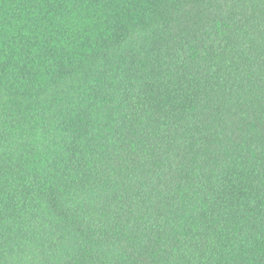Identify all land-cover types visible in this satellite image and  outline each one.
Returning <instances> with one entry per match:
<instances>
[{
  "label": "clouds",
  "instance_id": "clouds-1",
  "mask_svg": "<svg viewBox=\"0 0 264 264\" xmlns=\"http://www.w3.org/2000/svg\"><path fill=\"white\" fill-rule=\"evenodd\" d=\"M0 264H264V0H0Z\"/></svg>",
  "mask_w": 264,
  "mask_h": 264
}]
</instances>
